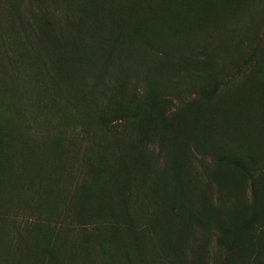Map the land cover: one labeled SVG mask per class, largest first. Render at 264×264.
I'll return each instance as SVG.
<instances>
[{
	"label": "rangeland",
	"instance_id": "374dc122",
	"mask_svg": "<svg viewBox=\"0 0 264 264\" xmlns=\"http://www.w3.org/2000/svg\"><path fill=\"white\" fill-rule=\"evenodd\" d=\"M85 1L0 0V264H264V0ZM96 1L120 20L158 7L164 27L116 55L122 99L105 75L66 103L25 25L58 42ZM150 93L172 131H141ZM125 156L140 163L106 185Z\"/></svg>",
	"mask_w": 264,
	"mask_h": 264
},
{
	"label": "trees",
	"instance_id": "16d2710c",
	"mask_svg": "<svg viewBox=\"0 0 264 264\" xmlns=\"http://www.w3.org/2000/svg\"><path fill=\"white\" fill-rule=\"evenodd\" d=\"M90 1L86 0L85 2L88 4ZM91 6L89 9L81 10L84 20H78L79 25L71 26V29L66 30L64 37L60 38L58 42H56V34L51 32L52 30L47 31L46 28H39V26L32 25L31 23L24 24L28 31L29 40L27 42L33 46L31 52H33L35 57L32 58L39 61V64H34V66L42 71V75L44 79H47V85L52 91L66 94L64 95L67 96L66 103L74 100L80 106L83 105V100L87 96L90 87L97 88L103 86L105 75L110 80L111 87L109 90L112 91V97L119 96L117 99H122L127 93L128 73L131 71L128 66V58L122 61V58L119 55L116 57V55L118 53L126 54L130 41L134 39L135 34H155L157 37V34L160 32L159 29L164 27V23L160 22V18L155 17V14H158V7L150 8L154 9V12L150 9H148L149 11L141 9L138 13L136 10L127 11L126 14L124 12L122 14L123 18L120 20L114 14V12H117L116 10H104L105 4L103 2L99 3L96 1ZM35 31H38L36 37H34ZM46 33L51 35L50 39H48L49 36ZM122 36L128 37L122 38ZM46 38L49 41H46ZM84 39L93 40L94 43L85 45ZM66 42L71 44L66 46L70 49H66L63 45ZM75 50H81L82 55L72 54ZM55 54L56 57L58 55V58L54 61L53 57ZM90 68L95 72V78L91 80V84H87L85 77L87 72H90L88 71ZM65 75L67 82H64L62 79ZM64 87L67 88V91ZM53 94L56 96V93ZM155 96V94L150 93L142 99L144 115L141 131H146L152 125H158L159 128L166 131H172V124L167 120L164 112L160 110L159 98ZM90 105H93L92 101ZM183 130L186 134L185 127H183ZM176 140L180 142L177 136ZM128 151H136V148L133 147L128 149ZM138 158L125 156L122 161L121 158L117 160L122 171L117 168V163L113 160L111 163L113 168H110L109 165L106 166V169H103L105 176H99V178L105 180L106 185L117 186L119 188L120 184L124 181V171L130 166H133L135 169L140 163ZM102 168L98 167L99 170ZM110 191L113 198L107 195L105 191L106 199H110L112 202L121 200L118 196L115 197L116 193L114 191ZM179 191V197H185L182 196V185L179 186ZM171 195L176 200L177 192L175 187H173ZM83 199L89 200L85 199L84 195ZM237 213L238 211H236ZM177 214L169 212L168 216L169 218H174ZM248 223V221H245L241 225L246 228L249 226Z\"/></svg>",
	"mask_w": 264,
	"mask_h": 264
}]
</instances>
